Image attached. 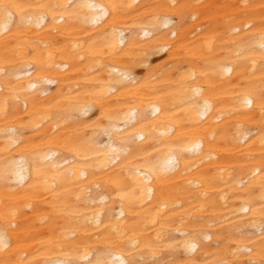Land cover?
I'll use <instances>...</instances> for the list:
<instances>
[{
    "label": "bare ground",
    "instance_id": "bare-ground-1",
    "mask_svg": "<svg viewBox=\"0 0 264 264\" xmlns=\"http://www.w3.org/2000/svg\"><path fill=\"white\" fill-rule=\"evenodd\" d=\"M0 264H264V0H0Z\"/></svg>",
    "mask_w": 264,
    "mask_h": 264
}]
</instances>
